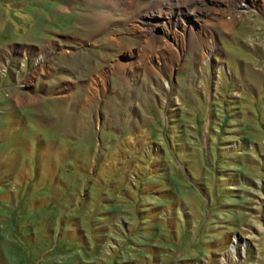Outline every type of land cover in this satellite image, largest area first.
Returning a JSON list of instances; mask_svg holds the SVG:
<instances>
[{
	"label": "rangeland",
	"instance_id": "rangeland-1",
	"mask_svg": "<svg viewBox=\"0 0 264 264\" xmlns=\"http://www.w3.org/2000/svg\"><path fill=\"white\" fill-rule=\"evenodd\" d=\"M132 2L0 0V264H264V0Z\"/></svg>",
	"mask_w": 264,
	"mask_h": 264
},
{
	"label": "crops",
	"instance_id": "crops-1",
	"mask_svg": "<svg viewBox=\"0 0 264 264\" xmlns=\"http://www.w3.org/2000/svg\"><path fill=\"white\" fill-rule=\"evenodd\" d=\"M81 1L84 3V6L86 7V9L85 10L83 9L80 13L77 14V16H82V18L85 21H89V23H86L85 22L86 23L85 24L84 21H81L80 22V25H82L83 27L86 26V30L92 29V24L90 25V22H91L90 19L91 18L93 19V18H97L98 17L97 19L99 20V23H100V21H101L100 20V18H101L100 15H102L103 20L105 21V23H103V25H101L100 28H105V29L108 28L102 34V36H105L107 33H109V31L111 29V25H110L111 23L110 22L111 21L113 22V19L111 17L114 15V12H116V9L118 8L119 2L124 1V3L126 4V5L124 4L125 5L124 8H127V9H129L130 7H133V5H134V4H132V3H134V2H132V0H99V2L102 3V4H99L100 6L98 4L96 5V2H97L96 0H81ZM127 3H129V4H127ZM96 6H99V8L96 7ZM147 7L144 10H147ZM66 9H68V8H66ZM99 13H100V15H98ZM116 19H118V18H116ZM118 20H122V18H120ZM53 32H55V31H53ZM55 33H57V32H55ZM51 37L52 36L47 37L46 39H49V38L50 39H53ZM151 37H153L154 40H157V37L155 35H151ZM93 42H94V39L90 43H93ZM58 44H60V43H58ZM49 45H51V44H49ZM156 48H158V45L153 42L147 48H144L145 49L144 50V54H142L143 51H141L140 49L137 50V54L138 53L142 54V58H139V59L136 58V62L137 63L134 60H130V61H128V60L126 61L124 59H117V60H115L114 62H112L111 66H110L111 69H112V72H110L108 75H106V77H103L101 79H100V77H101V75H100L97 79L101 83H107L108 84L110 75L113 76L114 73H118V72H114V69H116V68H114L115 67V64L124 65L125 69L126 68L128 69L127 71H124V72L123 71H120V73H122V74L124 73V75L127 74V72L129 73L130 70H131V68L136 67V66H138L139 69H144V70L145 69H149V68L150 69L151 68L152 69H155V67H154L153 64L152 65H149L148 62H146V57H148V53L147 52H149V51L150 52H152V51L154 52V49H156ZM116 61H120V62L119 63H116ZM106 65L104 63H102V67L103 66L105 67ZM138 67H136V68H138ZM103 70L104 69H102V71ZM101 74H103V73H101ZM125 78H126V76H125ZM125 78L119 79V80L116 79V82L119 83V84H123V83L128 84L129 83V79L126 78V80H125ZM103 94L98 97L99 98L98 101L102 100ZM88 95H84V96L87 98ZM74 97H75L74 91L73 92L70 91L68 93V95L65 96V97H63V98H67V99L71 98L70 100H71V104H72V101H73ZM88 99H89V97H88ZM80 101H81V103L85 102V106L89 104V101H87V102L84 101L83 97L80 99Z\"/></svg>",
	"mask_w": 264,
	"mask_h": 264
},
{
	"label": "bare ground",
	"instance_id": "bare-ground-1",
	"mask_svg": "<svg viewBox=\"0 0 264 264\" xmlns=\"http://www.w3.org/2000/svg\"><path fill=\"white\" fill-rule=\"evenodd\" d=\"M166 1H168V0H166ZM166 4V9L168 10H170L171 9V7H172V3L169 1V3H165ZM168 5V6H167ZM155 6H157L156 7V9H158V11H160L162 14L164 13V11H166L165 10V7L164 8H162V6L160 5V3L159 4H157V5H155ZM151 13H153V11H151ZM150 13V14H151Z\"/></svg>",
	"mask_w": 264,
	"mask_h": 264
}]
</instances>
